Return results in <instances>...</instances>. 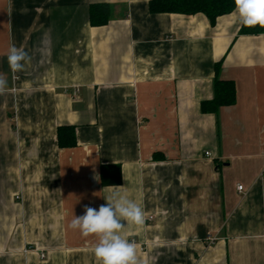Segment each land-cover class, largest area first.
Returning <instances> with one entry per match:
<instances>
[{
  "label": "crops",
  "instance_id": "crops-1",
  "mask_svg": "<svg viewBox=\"0 0 264 264\" xmlns=\"http://www.w3.org/2000/svg\"><path fill=\"white\" fill-rule=\"evenodd\" d=\"M149 2L0 0V264H97V238L68 225L113 192L145 212L120 234L147 264H264V33ZM217 77L237 99L206 113ZM110 164L117 184L102 182Z\"/></svg>",
  "mask_w": 264,
  "mask_h": 264
},
{
  "label": "clouds",
  "instance_id": "clouds-1",
  "mask_svg": "<svg viewBox=\"0 0 264 264\" xmlns=\"http://www.w3.org/2000/svg\"><path fill=\"white\" fill-rule=\"evenodd\" d=\"M232 15L244 27L264 28V0H234ZM9 68L12 72H22L31 60L23 49L11 46L7 52ZM8 81L0 74V94L7 89ZM105 204L98 209L84 206L83 214L74 215L68 227L78 230L83 237L95 236L97 243L93 249L97 264H147L138 256L137 244L121 235L125 222L142 225L144 210L133 200L119 192L104 197Z\"/></svg>",
  "mask_w": 264,
  "mask_h": 264
},
{
  "label": "trees",
  "instance_id": "trees-1",
  "mask_svg": "<svg viewBox=\"0 0 264 264\" xmlns=\"http://www.w3.org/2000/svg\"><path fill=\"white\" fill-rule=\"evenodd\" d=\"M109 3L92 4L90 7V22L93 25H105L111 18L113 10ZM234 0H150L149 9L153 13H184L195 14L204 13L210 22L215 23L216 19L223 14L234 10ZM241 34H262L264 28L244 27L240 29ZM215 97L202 102L201 108L204 112H216L223 106L233 105L237 99L235 82L232 80L215 78ZM58 141L61 146H74L76 141V126H60L58 130ZM102 182L107 184H117L121 179V168L118 165H102Z\"/></svg>",
  "mask_w": 264,
  "mask_h": 264
},
{
  "label": "built area",
  "instance_id": "built-area-1",
  "mask_svg": "<svg viewBox=\"0 0 264 264\" xmlns=\"http://www.w3.org/2000/svg\"><path fill=\"white\" fill-rule=\"evenodd\" d=\"M206 154H207V155H210V152H207ZM262 175H264V172L262 173ZM238 188H239V190L242 189V188H243V185L240 184ZM150 219H153V217L150 216ZM209 237H210L209 240H210L211 243L215 242L216 239H217V236H214V235H213V236L210 235Z\"/></svg>",
  "mask_w": 264,
  "mask_h": 264
}]
</instances>
